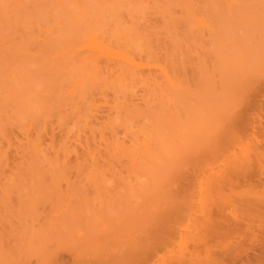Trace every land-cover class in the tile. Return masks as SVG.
<instances>
[{
	"label": "bare ground",
	"instance_id": "obj_1",
	"mask_svg": "<svg viewBox=\"0 0 264 264\" xmlns=\"http://www.w3.org/2000/svg\"><path fill=\"white\" fill-rule=\"evenodd\" d=\"M254 67L264 72V0H0V264H109L107 258L113 264H140L153 252L151 264L188 262L186 257L194 255L195 248L190 249L192 254L182 248L176 253L172 248L154 251L164 238L169 239V222L167 226L158 222L165 226L163 233L170 232L168 237L161 231L149 233L150 229L147 234L143 224L140 228L146 234L135 240L124 235L133 223L128 216L134 210L137 213L139 208L134 206L151 205L153 198L167 192L166 185L174 181L170 171L182 170L181 164L176 162L181 169L174 164L175 155L183 159L195 153L193 158L205 154L207 159H220L210 151L225 148L226 136L241 114L230 112L227 104L237 101L238 105L247 82L260 75ZM237 86L246 87L244 91L239 88L238 94ZM227 115H234L228 117V128L221 127L216 139L217 129L212 127L211 137L217 143L207 138L206 145L203 136L211 130V120L223 124L221 119ZM201 132L203 139L197 141ZM210 143H216L211 150ZM176 147L182 153L173 150ZM252 150L256 159L264 160L263 146ZM253 157L249 159L254 163ZM199 160L195 159L197 165H201ZM233 160L240 161L241 156L236 154ZM181 161L184 171L174 177L180 182L186 179L180 186L184 198L201 204L209 194L218 205L226 194L221 185L237 169L222 167L230 171L226 174L222 168L217 173L205 172L206 167L202 173L193 172L198 175L192 178L186 173L187 161ZM235 163L240 169L250 167ZM181 172L190 178L184 179ZM241 175L246 182L255 176L251 171ZM172 188L170 194L178 189ZM174 194L159 197L168 205L178 204ZM246 201L241 205L252 204ZM156 202L162 205L157 206L159 210ZM156 202L153 206L159 215L152 205L149 211L154 210L159 219L162 214L168 221L179 216L178 205L172 206L174 214L165 215L167 204ZM215 203L207 209L221 210L225 202L219 208ZM254 206L263 207L264 202ZM124 209L127 218L122 221ZM135 214L134 218H141ZM211 214L206 218L209 221ZM198 229L192 234L194 243L204 236L197 237ZM135 243L140 248L132 257L131 244ZM189 244L195 247L196 243ZM122 247L131 251V255L126 252L132 257L128 262V256L119 261Z\"/></svg>",
	"mask_w": 264,
	"mask_h": 264
},
{
	"label": "rangeland",
	"instance_id": "obj_2",
	"mask_svg": "<svg viewBox=\"0 0 264 264\" xmlns=\"http://www.w3.org/2000/svg\"><path fill=\"white\" fill-rule=\"evenodd\" d=\"M258 66V65H257ZM256 66V67H257ZM261 66V65H260ZM263 66V65H262ZM255 68V67H254ZM264 68V67H263ZM253 71H256L257 73H259L260 75H257V76H254V77H256V78H253V79H255V80H253L251 77L254 75V73H253V75L250 77L251 79H252V81H248L247 83L249 84H247L245 87H246V91H244V89L243 88H245V87H239V86H237V89H236V87H235V89L236 90H238V94L239 93H241L242 91L241 90H243L244 92H242V94H241V96L240 95H238V99L240 100V102L238 101V105L236 104V102L237 101H233L232 100V98H231V100L234 102V103H229L228 101V103L229 104H227V102H225L227 105H228V107H231L232 108V110L230 109V112H234V110H236V111H238L237 113H239V111H240V115L236 118L235 117V120H234V124H233V126H232V124H231V126L233 127V130H232V132H231V134H229V135H227L226 137L227 138H229L228 140H227V142L226 141H222V142H226V145H223V146H225V148H220L221 146H219V148L217 147L218 146V144H217V146H216V149L218 148L219 150H221V152H223L225 149L227 150V153H226V151H225V153L224 154H221L222 156H217L219 153H221V152H219V151H217V152H219L218 154H217V152H215V148L213 149V147H215V145H216V141H213L214 140V138H216L217 136H218V134H220L221 133V130L223 131V128L225 127V125H226V122H227V125L229 126V124H230V122H231V120L229 121V124H228V119H232L233 118V116L234 115H227V117L225 116L224 118L225 119H221V120H223V124H222V121H220V120H216V121H220V123L221 124H218L219 122H215V123H213V120H211L212 121V124H210L211 125V130H210V128H208V131L210 132V131H212L213 133H214V129H212V127L213 128H215V130L217 129L218 130V132H217V130H216V132L214 133L216 136H213V137H211V135H212V132H210V134H209V132H205L206 133V136H203L204 135V133L203 132H201L202 133V135H201V133H200V136H199V134H197L200 138H196V137H198V136H196L195 138L197 139V141H199V140H201V139H205V141L207 142V144L206 145H208L209 144V141L207 140V138L208 139H212V141L213 142H216V143H212V144H215V145H212L211 143H210V145H211V147H210V150L211 149H213L212 151H210V152H213V153H216V156L215 157H220V161L218 160V159H216V158H210V152H209V154H208V159H207V155L205 156V154L203 155H199V159L198 158H195V159H197V160H199L200 161V163H198V164H201V165H197V161H195V159L193 158V156L195 155V153L192 155V154H190V155H192L191 156V158H189V156H188V158H184V157H186V156H184L183 157V159H182V157L181 156H179L178 154L177 155H175V154H173V155H175V157H177V159H175L176 161L174 162V161H172V163L174 162V164L176 165V168L178 167L177 166V164L179 165V166H181L182 167V170H179V169H181V167H178L179 169V171H177V170H175V171H177V173H174L173 171L174 170H172V172L170 171V175L172 174L173 175V178L172 179H174V181L172 180H169L170 179V177L168 178V180L169 181H171L172 182V184L170 185L171 186V188H172V185H173V187H174V189L176 188V187H178V189H179V191H178V189H176L173 193H176V194H174V195H176V197H175V199H176V201H179L178 202V204H176V203H172L171 201H173V199L170 201L169 199V201H168V203L169 202H171L170 203V205H168L167 204V201H166V203L164 202V204H167V205H165V206H163V209H164V207H166L167 206V208L165 209V210H163L164 211V214L166 215L167 213H170V214H174L173 213V211L175 210V208L174 207H172V206H175V204H176V206L178 205V207H177V209H179V210H177L176 209V214H177V212L179 211V213L177 214V215H179V216H177V217H175L174 215H173V218H171V220H173L172 222L173 223H171V221H170V218H169V221L167 220V217L166 216H164L162 213V220L161 219H159L161 216H159V218H158V215H159V211H157V210H159V208L157 207V206H159V204L160 203H158V202H156L157 201V199H159L161 202H162V200L160 199V197H162V198H170V197H163L165 194H167L166 196H168V195H171V194H173V193H171L170 194V192H172V190L170 189V186H168V184L166 185V187H168V190H167V192L165 193V194H162L163 196H160V194H158L155 198H153L154 200H152V203L153 204H151L152 206L155 204L154 202H156V205H154V206H156L155 208L157 209V210H155L154 209V206H153V209L156 211V212H158V215L157 216H155L154 215V213H156L154 210H152V211H149V210H151V208H152V206L150 205V202H149V204H145V205H136V206H134L135 208H139V209H137L138 211H137V213L136 212H134V211H136V210H132L133 211V213L135 214V215H137L138 214V216L140 217L141 216V218L140 219H136V218H134L133 217V213L130 211V213H132V214H130V213H128L129 211H127L128 210V208H127V213L128 214H130L128 217H130V216H132V218L130 217V220H132V222L133 223H131L132 224V226H130V229L129 228H126V233L124 232V231H122V232H124V235L126 236L125 238H133V239H137V240H140V239H143V237L145 236V234L146 233H143V231H141V230H143L142 228H140V225H145L146 224V226H147V228H146V226H144L145 227V230H146V232L150 229V231H149V233H151V230H152V232H155V230H156V232H158V231H161V233L163 234V235H166V233H167V237H168V234L170 233V232H165V233H163V229L165 228V226H164V228H162V222H161V224H159L160 225V227H159V225H158V222L159 221H163L165 224H166V222H167V224H168V222H169V225L168 226H171L172 227V229H170V231H172L171 232V234L169 235L170 237H169V239L167 238V239H163L160 243H158L159 245H156V248L154 249V251L156 250V251H160V252H165L166 250L168 251V249H170V248H172L173 250H174V252L176 253V252H179L180 251V248H182L181 250L182 251H188L189 253H191L192 254V252H190L192 249H194V251L196 250L197 252H194L193 254L194 255H188V257H186V260H189L188 262H182L183 264H185V263H190V261H191V263H192V261H193V263L192 264H264V206L263 207H257V208H259V209H257V208H255L256 206H254V205H257L258 203L260 204V203H262V202H264V160H263V158H261V157H258V158H260V159H256L257 158V156H255L254 155V153H253V150L252 149H256V148H258L259 146H263V148H264V72L262 73V72H260V70L258 71V69L257 68H255V69H252ZM262 70V69H261ZM262 71H264V70H262ZM250 72H252V71H250ZM249 75H251V73H249ZM248 75V76H249ZM259 76V77H258ZM261 76V77H260ZM248 78V77H247ZM248 80V79H247ZM239 88H241V90L239 89ZM249 88V89H248ZM240 91V92H239ZM234 92H235V94L233 95V93H232V95L234 96V98L233 99H235V98H237V91H235L234 90ZM245 93V94H244ZM231 95V96H232ZM242 95L244 96V97H242ZM240 96V97H239ZM225 99H227L226 97H225ZM229 100V99H228ZM226 101V100H225ZM230 101V100H229ZM224 103V104H225ZM223 104V103H222ZM225 104V105H226ZM226 105V106H227ZM230 105V106H229ZM233 105V106H232ZM238 107H237V106ZM225 106V107H226ZM234 106H236V107H234ZM220 107H221V105H220ZM222 109H225V107H224V105H222ZM228 110V109H227ZM229 111V110H228ZM236 111H235V113H236ZM236 113V114H237ZM235 114V115H236ZM228 117H230V118H228ZM207 120V119H206ZM207 121H209V120H207ZM211 121H209V122H211ZM215 121V120H214ZM209 122H207L208 123V125H209ZM233 122V121H232ZM206 123V122H205ZM217 125V127H214V125ZM207 125V124H206ZM213 125V126H212ZM224 126V127H223ZM230 126V127H231ZM202 127H205V126H203L202 125ZM207 127V126H206ZM209 127V126H208ZM218 127H220L219 129H218ZM221 127H223V128H221ZM194 128H197V127H194ZM225 128H228V127H225ZM198 129V128H197ZM199 130V129H198ZM201 130H203V128H201ZM207 130V129H206ZM192 131H193V129H192ZM204 131V130H203ZM195 132H196V130H195ZM197 132H200V131H197ZM208 133V134H207ZM217 133V134H216ZM192 134H193V132H192ZM191 134V135H192ZM190 135V134H189ZM207 135H210V137L211 138H209V136H207ZM201 136H203V138L201 137ZM191 137H193V136H191ZM194 138V137H193ZM190 139V138H189ZM217 139V138H216ZM215 139V140H216ZM224 139H226V138H224ZM191 140L193 141L194 139H192L191 138ZM211 141V140H210ZM194 143L196 142L195 140L193 141ZM222 142H220V144L222 143ZM192 143V142H191ZM252 144H259V146H256V148H255V145H252ZM209 145V146H210ZM254 146V147H253ZM206 147V146H205ZM238 150V152L236 153L238 156H241V160L240 161H238V160H233V158H235V156H236V154L235 153H232L233 151H234V149L235 148ZM241 147H244V148H241ZM251 147H253L252 149H251ZM207 148V150L209 151V147H206ZM205 148V149H206ZM245 148H247V149H245ZM236 149H235V151H236ZM242 149V150H241ZM252 152V154H251V152H249V150ZM173 150H178L179 151V147L177 148H173ZM204 150V149H203ZM231 150V151H230ZM206 151V150H205ZM234 151V152H235ZM239 151L241 152V154L239 153ZM246 152V153H245ZM248 152V153H247ZM174 153V152H173ZM178 153H182V152H178ZM207 153V152H206ZM250 153V154H249ZM227 154H232V155H228V156H225V155H227ZM234 154V155H233ZM247 154H249L250 155V157L247 155ZM183 155H185L184 153H183ZM212 155H214V154H212ZM212 155H211V157H212ZM202 156V157H201ZM203 156H205L206 158H204L203 159ZM224 156V157H223ZM234 156V157H233ZM243 156V157H242ZM248 157V160H247V158L246 157ZM251 156L253 157V159L254 160H256V161H254V163L251 161V159H249V158H251ZM174 157V158H175ZM198 157V156H197ZM229 157H233V158H230V160L232 159L233 161H231L230 162V160H229ZM245 157V159L243 160V158ZM178 158H179V161H177L178 160ZM181 158V159H180ZM222 158H224V160L222 159ZM228 158V159H227ZM186 159H188L189 161H191V160H193L194 159V161H191V162H193L194 164H191V163H188V161L186 160ZM191 159V160H190ZM215 159L217 160L216 162H215ZM252 159V160H253ZM174 160V159H173ZM181 160H186L187 161V163H186V166H188L189 167V169H187L185 172L186 173H189L190 174V176L192 177H195V176H197L198 174H194L193 175V172L195 173H198L199 171H200V173H202V171H203V168H206V167H208V170H207V168L205 169V172H219V170L222 168V167H225V168H227V167H230L231 166V168L229 169V170H231L232 168H236L237 170H239V171H235L233 174L232 173H228V175H230V177H231V179H232V181L230 182V183H228L231 179H230V177H229V181H227V183H223V185H221V187H223V188H220L222 191H225L226 192V194H224V195H222V199L220 198V200H219V198L218 197H216L217 198V201L218 202H220V203H218V205L215 203V201H212L213 200V198L211 199L210 197V195L208 194L207 195V199L206 200H208L209 198L211 199V201L209 200V202H213V203H215L216 205L215 206H217L218 208H219V205L220 204H222V203H226L227 202V204H226V206L227 207H229V208H227L226 206H224L225 205V203L223 204V207H222V205H220L222 208H223V211L224 212H222L221 210H222V208H221V210L220 209H216V207L213 209V211H212V208H213V206H214V204L212 203V205H211V203H210V206H209V202L207 201V206H206V200H204V201H202V203H205V204H202V205H204V206H202L203 207V209H204V207H205V209L203 210V209H200V202L201 201H195L194 200V202H195V204H194V202L190 199V200H186L185 198H184V192H182L183 191V189L181 190V188H180V186L182 187V185H183V183H184V181L186 180L184 177H188L189 176V174L186 176H183L182 174H185V172H181V174L180 175H182V177L185 179V180H183V182H180V181H178L179 179H177V178H179V177H177V178H175L176 176H178L177 174H179L178 172H180V171H184L183 169H184V166H185V163H180V162H182ZM222 160V161H221ZM227 160H229V163H231V165L230 164H228V162H227ZM246 160H247V163H249V165H250V167H246V168H243V167H245L246 165H247V163H245L246 162ZM260 160H262V161H260ZM186 161H184V162H186ZM226 161V162H225ZM236 163H235V162ZM243 161V162H242ZM249 161V162H248ZM176 162H177V164H176ZM221 162H223V164L225 163L226 165H228V166H226L225 164H224V166H223V164L221 163ZM239 162H242L243 164H246V165H243V167L241 166V163H239ZM250 162H252V164L250 163ZM195 163H196V166H195ZM217 163H219V165L217 164ZM233 163H235V164H238V166H240V167H242L243 169H240L239 167H237V165H233ZM173 164V165H174ZM181 164V165H180ZM187 164H189V165H187ZM191 164V165H190ZM174 165V166H175ZM193 165H194V168H197V171H195L194 170V168H193ZM216 165V166H215ZM220 166V168L218 167V166ZM173 166V167H174ZM172 167V168H173ZM187 167V168H188ZM191 167V168H190ZM214 169H213V168ZM172 168H170V170L172 169ZM175 168V167H174ZM219 168V169H218ZM225 168H222L220 171H226V174H227V172H230L228 169H226L225 170ZM239 168V169H238ZM202 169V170H201ZM213 169V170H212ZM218 169V170H217ZM245 169V170H244ZM246 169H248V170H246ZM189 170H191L190 172H189ZM207 170V171H206ZM223 171V172H224ZM243 171H245V172H250L251 171V173L253 174V175H255L254 176V178L250 181V182H246L243 178H242V172ZM263 171V173H261ZM176 174V175H175ZM227 175V176H228ZM175 176V177H174ZM190 176H189V178H190ZM226 176V179L228 178ZM192 177V178H193ZM183 178H181L180 177V179H183ZM239 178V179H238ZM243 179V180H242ZM168 181V183H170ZM237 182V184H236V182ZM176 182H180V184L179 183H176ZM235 182V183H234ZM248 183V184H247ZM177 184V185H176ZM179 184V185H178ZM221 184H222V182H221ZM230 184V185H229ZM240 184V185H239ZM250 184V185H249ZM233 185V186H232ZM207 186V185H206ZM205 186V187H206ZM208 187V186H207ZM206 187V188H207ZM218 188V187H217ZM231 188V189H230ZM173 189V188H172ZM226 189V190H225ZM230 189V190H229ZM219 189H217V191H218ZM231 191H233V192H231ZM177 192H180V193H177ZM181 192H182V194H181ZM221 192V191H220ZM214 192V193H219L220 194V197H221V193L223 194V193H225V192ZM230 192V193H229ZM248 192V193H247ZM250 192V193H249ZM217 194H212L213 195V197L214 196H217ZM234 194V195H233ZM246 194H248V195H246ZM259 194V195H258ZM227 197H226V196ZM160 196V197H159ZM177 196H179L178 198H177ZM187 196V195H186ZM185 196V197H186ZM210 196V197H209ZM219 196V195H218ZM242 196V197H241ZM261 196V197H260ZM159 197V198H158ZM180 198H184L185 199V201H187V205H185L184 206V204H185V201H184V203H183V200L182 201H180L181 199ZM188 198V197H187ZM216 198H214V200L216 199ZM229 198V199H228ZM178 199V200H177ZM263 199V200H262ZM164 200V199H163ZM166 200V199H165ZM223 200V201H222ZM247 200V201H246ZM256 200V201H255ZM221 201H222V203H221ZM241 201H246V203L248 202H250V201H252V204H249V205H251V206H254V207H252V208H250L251 206H249L248 204H245V206H242V205H244V203L241 205ZM255 201V202H254ZM162 202V203H163ZM173 202H175V201H173ZM181 202V203H180ZM198 203V205H196L197 203ZM231 202V203H230ZM233 202H235V203H233ZM161 203V204H162ZM253 203H254V205H253ZM256 203V204H255ZM163 204V205H164ZM173 204V205H172ZM182 205V209L184 210V211H181V209H180V206L179 205ZM232 204V205H231ZM229 205V206H228ZM138 206H140V207H138ZM145 206V207H144ZM161 206V207H160ZM159 207L160 208H162V205H160ZM168 206H169V208H168ZM175 206V207H176ZM187 206V207H186ZM191 206V207H190ZM208 206L209 207H212L211 208V210H208L207 208H208ZM151 207V208H150ZM186 207V208H185ZM201 207V208H202ZM235 207V208H234ZM130 208H132L131 206H130ZM134 208V209H135ZM174 208V209H173ZM191 208V209H190ZM242 208V209H241ZM245 208V209H244ZM247 208V209H246ZM216 209V210H215ZM228 209H229V211H228ZM250 209V210H249ZM255 211H254V210ZM173 210V211H172ZM187 210V211H186ZM190 210V211H189ZM208 212H206V211ZM222 212H220V211ZM252 210V211H251ZM149 211V212H148ZM161 211V210H160ZM194 213H193V212ZM203 211V214L201 213ZM210 211H212V212H210ZM249 211V212H248ZM139 212V213H138ZM175 212V211H174ZM190 212V213H189ZM204 212H206V213H204ZM210 212V213H209ZM220 212V213H219ZM122 213H124L125 214V216L126 217H124L123 215H122ZM152 213H153V215H152ZM189 213V215L187 216V214ZM193 213V214H192ZM198 213H199V215H198ZM213 215H212V214ZM219 213V214H218ZM117 214H120V213H117ZM190 214H191V216H190ZM202 214V215H201ZM209 214H211V216L212 217H210V221H209V219H206V218H209ZM224 214V215H223ZM121 216H123L124 218H122V221H124V219H126L127 218V214L125 213V209H124V211H122L121 212V214H120ZM169 215V214H168ZM184 215V216H183ZM205 215V216H204ZM119 216V215H118ZM138 216H137V218H138ZM151 216V217H150ZM154 216L155 217H157V218H154ZM163 216L164 217H166V218H163ZM171 216V215H170ZM193 216H194V218H193ZM216 216V217H215ZM219 216V217H218ZM112 217V219H113V217H115V216H111ZM110 217V218H111ZM148 217H150L149 219H148ZM191 217V218H190ZM197 217H198V219L201 221V220H203L204 222V225H205V229L203 228V223H202V221H201V223H200V221L199 220H197ZM200 217V218H199ZM202 217V218H201ZM215 217V218H214ZM120 218V219H121ZM152 218V219H151ZM177 218V219H176ZM213 220H212V219ZM148 219V220H147ZM191 219V220H190ZM193 219H196L195 221L193 220ZM205 219H206V221H205ZM217 219V220H216ZM109 220V222L110 221H112L111 219H108ZM127 220H129V218L127 219ZM147 220V221H146ZM158 220V221H157ZM190 220V221H189ZM207 220L209 221V223H207ZM216 220V221H215ZM148 221H150V223L148 224L147 222ZM157 221V222H156ZM174 221H175V223H174ZM187 221H189V222H191L190 224H188V226H186L187 225V223H189V222H187ZM193 221V222H192ZM225 221V222H224ZM245 221H246V223H245ZM178 222H179V224H178ZM238 222V223H237ZM122 222H120V224H121ZM125 223L127 224V222L125 221ZM171 223V224H170ZM177 223V224H176ZM197 223V224H196ZM216 223V224H215ZM119 224V223H118ZM164 224V225H165ZM167 224H166V226H167ZM181 224V225H180ZM202 226H201V225ZM207 224H209V225H207ZM128 225V224H127ZM151 225H152V227H151ZM174 225V226H173ZM229 225H230V227H229ZM182 226V227H181ZM194 226H196L195 228H191L190 229V227H194ZM199 226V227H198ZM208 226V227H207ZM243 226V227H242ZM246 226V227H245ZM108 227V226H107ZM128 227V226H127ZM143 227V226H142ZM174 227V228H173ZM189 227V228H188ZM201 229L200 227H202V229H203V232H202V229L199 231L200 232V235H198V233L196 234L197 235V237L198 238H200L201 236H202V234L204 235V236H202L201 238H205V240H201V238H200V240L202 241H200L199 239H197V240H199L201 243H199L197 240H196V244L194 243V241H195V239H196V237L194 236V235H192L193 233L195 234V232H196V229ZM214 227V228H213ZM223 227V228H222ZM161 228V229H160ZM182 228V229H181ZM188 228V229H187ZM207 228H208V230H207ZM235 228H236V231H235ZM125 229V228H124ZM127 229H129V232H127ZM148 229V230H147ZM185 229V230H184ZM194 229V230H193ZM198 229V230H199ZM215 229V230H214ZM177 230V231H176ZM167 231V230H166ZM179 231V232H178ZM195 231V232H194ZM204 231H206L205 233H204ZM145 232V231H144ZM176 232V233H175ZM181 232V233H180ZM128 233H129V235H128ZM139 233H142L141 235H142V237H140V235H139ZM225 233V234H224ZM147 234H148V232H147ZM175 234V235H174ZM185 234V235H184ZM144 235V236H143ZM182 235V236H181ZM120 236H122V234L120 235ZM127 236H130V237H127ZM172 236V237H171ZM186 236H187V238H186ZM188 236H190L189 238H188ZM193 238H192V237ZM200 236V237H199ZM190 241H189V240ZM192 239V240H191ZM166 240H168V241H166ZM170 240H172V241H170ZM182 240H184V241H182ZM207 242V243H204V242ZM167 242V243H166ZM170 242H172V243H170ZM190 242H193V244H195V247L192 245V244H189ZM161 243H163V244H161ZM179 243V244H178ZM183 243V244H182ZM199 243V244H198ZM174 244H176V245H174ZM204 244H206V245H204ZM139 243H135V244H131V250L133 249V251H132V257L138 252V251H135V249L137 250V248H140L139 247ZM166 245H168V246H166ZM169 245H171V247L169 246ZM173 245V246H172ZM179 245V246H178ZM202 245V246H201ZM125 246V245H124ZM123 246V247H124ZM127 246V245H126ZM130 245H128V247H129ZM165 246V247H164ZM182 246V247H181ZM188 246H191V247H188ZM205 246H207L206 248H205ZM122 247V251H120V252H122V254L121 253H119V255H120V259H119V261L121 260H123L122 262H124V260L127 258V256H128V258L125 260V261H130V258H132L131 256L129 257V255H131L130 253H131V251H129V253H128V251H126V250H129V249H127V247H126V250L124 251V248ZM209 247V248H208ZM168 248V249H167ZM183 248H185V249H183ZM188 248H189V250H188ZM198 248V249H197ZM118 249H119V247H118ZM187 249V250H186ZM191 249V250H190ZM204 249V250H203ZM209 251H208V250ZM121 250V249H120ZM164 250V251H163ZM199 250V251H198ZM95 251V250H94ZM118 251V250H117ZM193 251V250H192ZM210 251H212V252H210ZM240 251V252H239ZM261 251V252H260ZM119 252V251H118ZM117 252V253H118ZM125 252V253H124ZM129 254V255H127V253ZM206 252V253H205ZM100 253H101V251H100ZM198 253V254H197ZM219 253V254H218ZM225 253V254H224ZM237 253H238V255H237ZM260 255H259V254ZM153 254H155L154 252L152 253V254H149L148 256H147V259L145 260V261H142L140 264H143L144 262H147V261H149V263L151 262V260H149V259H151V257H152V255ZM222 256H221V255ZM246 254H247V256H246ZM255 254V255H254ZM118 255V254H117ZM118 255V256H119ZM126 255V256H125ZM197 257H196V256ZM208 255V256H207ZM232 255V256H231ZM259 255V256H258ZM200 256V257H199ZM205 256H207V257H205ZM218 257V259H217V257ZM226 256V258H224ZM231 256V257H230ZM236 258V259H234V257ZM257 256V257H256ZM123 257V258H122ZM209 257V258H208ZM215 257V258H214ZM220 257H222V258H220ZM228 257V258H227ZM249 257V258H248ZM256 257V258H255ZM263 257V258H262ZM212 258H213V261H212ZM234 260H233V259ZM252 258V259H251ZM152 259H154V257H152ZM196 259V260H195ZM198 259V260H197ZM200 259H203V260H200ZM211 259V260H210ZM214 259H216V260H214ZM232 259V260H231ZM259 259H261V260H259ZM220 260V261H219ZM226 262H225V261ZM119 261H117V260H115V263L116 262H119ZM120 261V262H121ZM173 261H175V260H172V264H174L173 263ZM200 261V262H199ZM201 261H203V262H201ZM207 261H208V263H207ZM211 261V262H210ZM215 261V262H214ZM109 262V264H113V262L111 261V260H109V258H107V263ZM221 262V263H220ZM181 262H180V264H182ZM105 264H106V262H105ZM117 264V263H116ZM123 264V263H122ZM124 264H126V263H124ZM145 264V263H144ZM147 264H148V262H147ZM151 264V263H150ZM176 264V263H175Z\"/></svg>",
	"mask_w": 264,
	"mask_h": 264
}]
</instances>
